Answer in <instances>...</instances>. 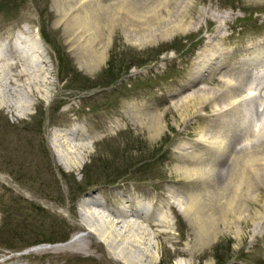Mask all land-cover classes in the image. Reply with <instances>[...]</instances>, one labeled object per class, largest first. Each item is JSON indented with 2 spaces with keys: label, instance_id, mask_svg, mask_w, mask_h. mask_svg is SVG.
I'll use <instances>...</instances> for the list:
<instances>
[{
  "label": "rangeland",
  "instance_id": "1",
  "mask_svg": "<svg viewBox=\"0 0 264 264\" xmlns=\"http://www.w3.org/2000/svg\"><path fill=\"white\" fill-rule=\"evenodd\" d=\"M58 3L0 0V43L21 35L24 28V44L33 38L45 48L40 60L29 66L10 55L9 62L19 63L20 79L10 82L8 71L0 72V263L129 262L115 253L116 248L96 239L94 245L99 247L69 246L73 236L88 234L78 225V204L92 193L124 211L138 207L147 210L151 220H164L154 231L143 218L126 216L145 228L143 243L134 250L142 254L143 264H264V183L251 191L243 183L236 188L237 197L244 201L237 228L218 222L208 244L195 242L194 225L179 207L186 189L203 182L207 186V180L190 184L194 180L178 168L189 163L185 155L207 153L208 144L201 143L200 135L207 126L210 140L220 126L218 118L210 115L214 90L207 88L204 101L189 98L188 106L177 103L197 87L186 81L199 53L203 57L197 66L203 65L204 58L205 64L215 60L220 72L264 52V0H169L166 8L159 6L162 17L178 3L190 5L179 21L181 28L167 37H158L157 32L146 42L132 44L125 28L116 24L108 32L109 40L101 35L92 43L93 48L106 45L105 58L94 71L84 68L78 44L72 46L74 38H69L64 21H56ZM203 11L215 18L202 19ZM210 38L215 40L207 44ZM218 74L203 84L219 87ZM259 74L264 75V68ZM255 102L249 101L247 107ZM136 110L143 114L134 117ZM157 115L164 126L151 138L144 122ZM253 115L251 111L246 125L239 121L246 133L238 140L255 138L259 122ZM64 126L76 127L82 142L90 145L76 167L63 163L51 146L54 129ZM261 166L260 178L264 161ZM214 181L218 183L210 182L209 190L218 200L223 195L222 174ZM260 204L263 215L256 212ZM117 228L127 232L121 225ZM57 244L63 247L49 248Z\"/></svg>",
  "mask_w": 264,
  "mask_h": 264
},
{
  "label": "bare ground",
  "instance_id": "2",
  "mask_svg": "<svg viewBox=\"0 0 264 264\" xmlns=\"http://www.w3.org/2000/svg\"><path fill=\"white\" fill-rule=\"evenodd\" d=\"M58 1L56 8L59 16L56 21H64V28L69 38H74L72 46L78 44V47L76 46L78 56L84 68L88 71H94L103 62L106 53L105 44L93 48V41L95 38L99 39L101 35L104 36V40H109L108 32L114 25L119 24L125 28L128 36H130L128 39L132 44H141L148 41V38H153L157 32L158 37H167L173 30L181 28L182 24L180 22L184 18L189 5L178 3L174 9H167L168 15L162 17L159 13V6L166 8L169 0ZM199 16H202L204 20L215 18L214 15L205 14L204 11L200 12ZM158 20L163 23L161 26L157 24ZM104 26L107 29V34L102 32ZM19 33L23 34L24 28ZM21 35L17 34L12 40L8 39L0 43V72L8 71L10 82H14L22 76L21 70H17L18 61L9 62L11 56L13 59L18 56L17 59L22 61V64L29 66L34 64L35 60H40L39 56L45 50L33 38L27 44H24ZM215 35L219 36L218 33ZM212 40L210 38L207 44ZM202 57L203 53L196 56L197 65L201 62ZM216 63L215 60H212L205 64L204 58L203 65H196L193 69H190L186 82L193 85L197 84V87L192 89L189 94L187 93L177 99V103L182 104L181 106H188L191 103L189 98L199 102L204 101L207 98L204 94L207 88L214 90L210 115L216 116L215 119L218 118L217 122L220 126V130L215 131V135L210 140L208 139V136H211L210 128L206 126V130L204 134L202 132L200 138H202V144H208L207 153L203 151L197 152L195 155L188 153L189 155L185 156L189 163H183L178 168L182 171L184 177L194 180L190 184L195 183L198 179H201L200 181L207 180V186L203 182L199 184L200 187L185 188L186 199L180 203L179 207L189 223H193L196 232L195 242L200 246L208 244L213 239L218 222L226 227L230 225L235 227V223L243 219L244 201L241 197H237L236 190L241 183L244 184V187L246 184L247 190L250 191L264 183V177L260 178L259 173L264 161V81L257 84L255 83L257 81L253 80L258 77V72L264 68V52L246 57L239 65L225 66L226 70L220 72L217 71L218 64ZM46 70H49V68H46ZM214 73H219L216 78L221 85L219 87H206L203 80H210ZM30 85H33L32 81H30ZM34 90L36 89L34 88ZM186 99H189L187 104H185ZM249 101H256L253 104L251 103V108L247 107ZM251 111L254 114V122H259L258 129L253 132L255 138L246 142L245 140H238L240 134L246 133L245 128L239 126L241 124L239 121H244L246 125L247 121L245 122V119ZM142 114L139 113V110L134 111V117ZM144 123L151 132V138L159 135L164 126L159 115L151 117L150 120L147 118ZM93 138V136H90L89 141L91 143L94 140ZM50 140L54 152L63 158V163L67 164L68 162L70 167H76L82 162L81 160L84 159V155L90 146L82 142L84 138L81 137L76 127L55 128ZM179 154L180 157L183 155L182 152ZM245 170L249 178L248 182L243 180L242 175L245 174ZM219 173L223 176L224 187L222 190L223 195L218 197L217 200L216 197L212 196L208 184L212 182L216 185L218 182L214 181V178L217 179ZM262 176H264V173H262ZM252 177L257 180L251 181ZM218 187L217 185L215 190H218ZM86 196L88 199L80 201V204H78L80 217L78 225L86 229L88 234L84 237L80 235L73 236L68 242L69 246L80 249H88L92 246L99 247L96 242L94 245L96 239L104 246L116 248L115 253L121 258L127 261L130 260L124 264H132L133 261L143 264L142 254L136 255L134 250L139 243H143V235L146 234L145 228L138 223L130 222L126 219V216L143 218L147 226L154 231L156 227L162 226L164 220L153 221L150 219L151 215L147 210L141 211L138 207H132L124 211L122 208L109 204L105 198L101 200L100 197H95L92 193H87ZM168 206L171 208V205L168 204ZM259 206L256 212L262 214V204ZM248 215L249 212H246L245 216ZM254 218H258L257 215L254 214ZM118 224L125 228L127 232L117 231L119 229L117 228ZM62 247L63 244H57L49 248L59 249ZM144 255H147L151 260L150 254L144 253ZM3 261L2 264H30L29 262Z\"/></svg>",
  "mask_w": 264,
  "mask_h": 264
}]
</instances>
